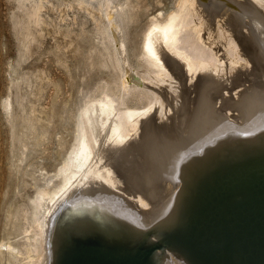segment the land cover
Listing matches in <instances>:
<instances>
[{
    "label": "bare ground",
    "instance_id": "obj_1",
    "mask_svg": "<svg viewBox=\"0 0 264 264\" xmlns=\"http://www.w3.org/2000/svg\"><path fill=\"white\" fill-rule=\"evenodd\" d=\"M98 1L105 9L112 5ZM207 3L177 0L171 14L154 17L141 33L137 64L158 90L142 84L140 68L121 75L127 84L152 89L143 107L104 93L75 113L72 142L55 170L58 181L30 199L24 232L31 235L22 253L28 264H61V258L71 264L82 246L87 264H264V169L256 171L264 166V15L247 0ZM113 7L119 59L125 14ZM242 61L250 62L248 73ZM246 82L257 90L249 92ZM239 86L233 96L225 94ZM176 97L178 126L155 134L154 118H143L139 109ZM68 235L75 239L71 246ZM158 240L161 248L147 253ZM0 246L10 241L3 237Z\"/></svg>",
    "mask_w": 264,
    "mask_h": 264
},
{
    "label": "rangeland",
    "instance_id": "obj_2",
    "mask_svg": "<svg viewBox=\"0 0 264 264\" xmlns=\"http://www.w3.org/2000/svg\"><path fill=\"white\" fill-rule=\"evenodd\" d=\"M227 1H218V5L222 6L221 2L227 4ZM247 1L256 10L263 11L264 15V0ZM176 2L112 0L109 10L98 0H0V243L3 237L10 241L8 248H0V251L4 250L0 252V264L29 263L30 258L22 253L26 251L24 246L31 235L29 231L24 232L25 229L29 230L30 199L37 188L46 185L51 187L58 181L55 170L72 142L74 115L78 109L89 99L99 98L104 93L118 99V102L123 98L127 107L141 108L147 103V97L152 91L142 84L158 90V86L155 87L153 82L142 77L146 69L143 68V71L137 64L139 42L141 33L147 29L150 21L154 17L157 20L166 18L176 9ZM208 3L207 6L211 5L209 7L214 3L218 6L215 0H212V4ZM113 6L116 9L121 7L125 14L122 16L125 49H122L119 59L116 57V44L111 37L116 23ZM229 7H232L230 3ZM210 46L215 47L212 44ZM220 53L216 52L217 55ZM261 58L264 64V53ZM241 63L244 66L242 71L248 73L250 62H247L248 65L245 61ZM125 69L129 72L138 69L141 75L136 76L144 80L142 84H127ZM247 78L256 82L260 80L253 75H247ZM159 85L165 86L167 83ZM250 85L251 82L245 83L247 87ZM236 88L225 91V94L233 96L232 92L234 94L242 87ZM252 90L257 88L252 86L249 92ZM3 101L10 103L7 106L9 109L3 108ZM180 101V97H176L168 102L169 105L166 101L153 102L150 108L139 109V113L145 112L140 114L143 118H154L152 121L156 127L153 131L159 134V129L171 128V124L173 129L176 128L178 123L173 126V120ZM158 104L162 105L157 107ZM228 112L226 114L230 116L231 112ZM137 135L139 137L140 130L133 136ZM231 163L228 162L227 166ZM81 185L82 182L75 184L71 195ZM69 236L66 243L71 246L75 239ZM17 245L20 248L14 247ZM29 255L31 257L32 254ZM60 260L63 261L59 263L63 264L64 259Z\"/></svg>",
    "mask_w": 264,
    "mask_h": 264
},
{
    "label": "water",
    "instance_id": "obj_3",
    "mask_svg": "<svg viewBox=\"0 0 264 264\" xmlns=\"http://www.w3.org/2000/svg\"><path fill=\"white\" fill-rule=\"evenodd\" d=\"M260 138V137H258ZM261 139V142L264 141V137L263 138H260ZM224 148V147H223ZM226 151V150H225ZM230 155L227 154L226 157L228 158ZM224 159V158H223ZM222 159V160H223ZM221 162L220 160L218 161H210L208 162V167L209 168H212L213 165H216V163H219ZM257 170L256 171H259L261 172L263 169H264V166H260V167H257L256 168ZM258 172V173H259ZM162 241L158 240L156 241L154 244H152L148 249H147V253L151 252V251H156L158 250L159 248H161L160 246L157 245V243H160ZM87 253H88V249L85 248L84 246H82L78 251L77 253L75 254L74 258L72 259V262L71 264H87ZM145 259V256L143 257L142 261L144 263V260ZM142 263V262H141ZM88 264H93V260H90L88 261Z\"/></svg>",
    "mask_w": 264,
    "mask_h": 264
}]
</instances>
